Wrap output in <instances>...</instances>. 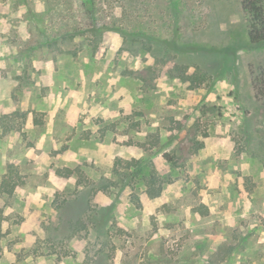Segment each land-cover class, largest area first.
Wrapping results in <instances>:
<instances>
[{
    "label": "rangeland",
    "instance_id": "374dc122",
    "mask_svg": "<svg viewBox=\"0 0 264 264\" xmlns=\"http://www.w3.org/2000/svg\"><path fill=\"white\" fill-rule=\"evenodd\" d=\"M263 68L239 0H0V264H264Z\"/></svg>",
    "mask_w": 264,
    "mask_h": 264
},
{
    "label": "trees",
    "instance_id": "16d2710c",
    "mask_svg": "<svg viewBox=\"0 0 264 264\" xmlns=\"http://www.w3.org/2000/svg\"><path fill=\"white\" fill-rule=\"evenodd\" d=\"M241 5V10L244 15L249 19V38L251 43L256 46L264 45V0H239ZM103 30L101 28H96L92 30L95 36H99ZM254 88L256 91L257 98L264 102V68L260 71L259 75L256 77L254 82ZM165 158L168 162L173 163L174 159L166 155ZM58 173L64 177H71L74 175L75 170H60ZM18 173L14 170V166L8 169L7 174L4 176L1 187L0 194L11 198L17 188L19 187V182L17 180ZM160 195V191L156 194H152V197H157ZM70 229L75 236L77 233L81 232L85 223L82 219L69 222Z\"/></svg>",
    "mask_w": 264,
    "mask_h": 264
}]
</instances>
